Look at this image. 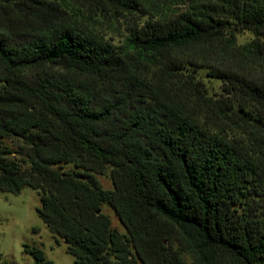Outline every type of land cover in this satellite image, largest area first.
Listing matches in <instances>:
<instances>
[{
  "label": "trees",
  "instance_id": "trees-1",
  "mask_svg": "<svg viewBox=\"0 0 264 264\" xmlns=\"http://www.w3.org/2000/svg\"><path fill=\"white\" fill-rule=\"evenodd\" d=\"M82 7L0 0V190H36L39 217L74 264H186V251L192 264H264V85L244 73L264 56V0ZM150 9L156 15L135 20L123 45L94 29ZM243 31L255 36L249 44L238 43ZM212 56L229 64L203 65ZM206 68L257 110L208 106L195 74ZM227 122L240 137L210 125ZM108 173L113 189L97 178ZM24 251L55 264L38 246Z\"/></svg>",
  "mask_w": 264,
  "mask_h": 264
},
{
  "label": "rangeland",
  "instance_id": "rangeland-1",
  "mask_svg": "<svg viewBox=\"0 0 264 264\" xmlns=\"http://www.w3.org/2000/svg\"><path fill=\"white\" fill-rule=\"evenodd\" d=\"M165 1V0H160ZM73 6L78 7L83 4V0H71ZM84 8V7H82ZM174 12H177L180 7L173 6ZM164 13L168 11L167 5L162 7ZM88 10H85L87 13ZM170 14V13H168ZM152 15H156L153 10H147L139 14V19H120L113 22L109 17L100 18L94 29L101 34L109 42L120 46L126 42V36L128 35V28L135 20L143 22L144 20L151 18ZM160 16V15H159ZM132 22V23H131ZM254 34L250 31H243L238 34V43L241 45L249 44L254 39ZM205 66L223 67L229 64L224 61L221 64L215 57H208L207 60H203ZM210 69H197L195 70L196 78H201L202 85L199 88L202 90L203 95L206 98V103L216 102L218 105L232 104V106L238 108L239 103L249 104V109L256 111V106L242 98L240 95L229 93L224 87V83L220 79L213 78L208 75ZM244 73L249 79L256 81L264 85V56L261 61L250 63L244 68ZM222 102V103H221ZM199 103L200 115L206 112L208 117L212 115L211 111L207 107ZM217 109V108H215ZM237 121V119H234ZM211 122V121H209ZM221 123L220 121L217 122ZM217 124H210L214 131H220L225 129L228 139H234L240 137V130L235 123L227 122L225 126H217ZM240 131H239V130ZM6 144L12 146L14 149L18 148V141L7 140ZM102 187L105 189H113V181L110 173L107 175H97ZM41 205L40 197L36 190L29 186H24L19 193H12L8 191L0 190V264H35V260L32 255L27 254L25 246H38L42 248L48 259H51L55 264H74V257L67 252V245L63 239L55 236L50 232L47 225L39 217L37 209ZM104 212L109 214L112 219V226L117 228L120 232H126V228L116 215L112 207L105 205ZM174 244L180 247L182 250H186L185 242L182 234L177 229H173ZM183 259L186 264H192L193 258L187 251L183 253ZM139 264H143L140 262Z\"/></svg>",
  "mask_w": 264,
  "mask_h": 264
}]
</instances>
